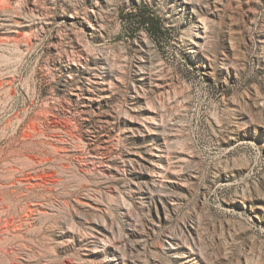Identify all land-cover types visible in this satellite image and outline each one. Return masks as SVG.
<instances>
[{"label": "rangeland", "instance_id": "1", "mask_svg": "<svg viewBox=\"0 0 264 264\" xmlns=\"http://www.w3.org/2000/svg\"><path fill=\"white\" fill-rule=\"evenodd\" d=\"M0 264H264V0H0Z\"/></svg>", "mask_w": 264, "mask_h": 264}, {"label": "trees", "instance_id": "2", "mask_svg": "<svg viewBox=\"0 0 264 264\" xmlns=\"http://www.w3.org/2000/svg\"><path fill=\"white\" fill-rule=\"evenodd\" d=\"M141 24L144 25L146 31H148L152 35H157L158 33V26L157 22L152 21V19L147 16L145 18H141Z\"/></svg>", "mask_w": 264, "mask_h": 264}]
</instances>
